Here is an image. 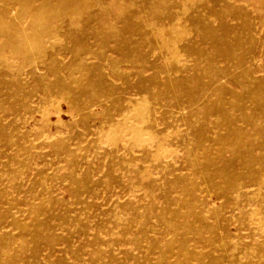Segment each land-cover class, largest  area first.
<instances>
[{
	"label": "rangeland",
	"instance_id": "obj_1",
	"mask_svg": "<svg viewBox=\"0 0 264 264\" xmlns=\"http://www.w3.org/2000/svg\"><path fill=\"white\" fill-rule=\"evenodd\" d=\"M212 1L207 6L236 31L244 34L246 22L255 25L258 32L245 40L264 51V0ZM190 3L206 5L205 0ZM13 9L11 16L27 29L29 19L18 6ZM108 18V26L122 29L121 22ZM218 18H210L216 27L222 24ZM75 21L79 41L63 31L47 44L55 48L43 63L22 67L19 58L7 54L13 75L5 78L8 85H0V264H264V189L248 187L252 195L245 198L230 190L236 177L225 179L221 168L233 151L214 141L225 130L210 124L202 147L196 134L204 116L194 115L200 107H174L175 98L185 97L175 91V79L194 74L198 65L185 45L218 53L190 28L179 46L181 64L192 70L172 71L169 79L158 51L141 47L129 59L115 52V35L95 36L90 32L98 24ZM5 42L0 37V44ZM84 42L89 48L77 54L76 46L84 49ZM80 60L87 72L76 66ZM112 61L128 77L115 75ZM256 65L261 70L255 76L264 78V57ZM154 78L173 81L165 86ZM222 82L239 91L230 80ZM63 83L75 91L50 90ZM82 85L100 95L87 99L86 108L74 103ZM144 108L146 120L138 115ZM253 151L264 156L259 148ZM209 159L219 164L201 165ZM182 245L190 253L179 252Z\"/></svg>",
	"mask_w": 264,
	"mask_h": 264
},
{
	"label": "bare ground",
	"instance_id": "obj_2",
	"mask_svg": "<svg viewBox=\"0 0 264 264\" xmlns=\"http://www.w3.org/2000/svg\"><path fill=\"white\" fill-rule=\"evenodd\" d=\"M190 1L0 0V37L6 38V42L0 44V69L2 68L0 85H8L5 78L12 74L13 65L10 63L8 53L19 58L22 61V67L45 62L46 55L55 48H49L47 44L52 39L60 38L63 31L68 32L73 42L79 41V25L75 21L78 17L98 24L95 30L92 29L90 32L95 36H99L100 31L109 36L115 35V52L130 59L141 47H147L151 49L152 54L158 51V62H161L162 68L168 72L169 79L172 77V71L188 75L192 68L181 64L184 57L179 44L186 41L191 28L218 54L211 55L209 50H204L195 43L187 45L182 43L185 45L186 52L197 56L198 65L193 68L194 74L175 79L177 83L175 91L185 97L175 98L174 107L178 110H181L185 105L194 107V110L195 107H200L194 112V115L204 116L203 128L196 134L199 135V143L202 144V147L210 138V124L225 130V134L216 135L214 139L216 143L227 146L233 151L232 157L221 168L222 174L227 180L232 179V174L236 177L230 190L238 192L244 198L251 196V192L246 190L248 187L256 186L261 190L264 189V156H257L253 151L259 148L264 152V78L255 76L258 68L256 61L264 57V51L261 49L259 52L258 45L249 46L245 40V38L255 36L258 30L255 25L246 22L244 26L246 32L244 34L238 32L235 29L236 26L232 27L226 21L220 20L224 15L220 12L217 14L219 10L213 11V8H209L207 0H205L206 5L205 3L192 5ZM217 2L220 1L217 0ZM14 5L20 8L21 15L29 19L27 29L20 27L19 23H16L18 18L11 16ZM133 5L137 6L136 9L128 10ZM218 5L215 4V6ZM219 9L221 10L222 7ZM232 10L234 11V9ZM110 15H112V21H119L123 24L122 29L108 26L107 20ZM245 15V12L241 11L240 16L245 17ZM213 16L219 17L218 19L222 22L219 27L210 22V18ZM81 47L84 49L76 46L77 54H81L82 50L83 52L87 50L89 45L84 42ZM106 53L102 57H106ZM219 58L226 62V67L218 64ZM158 62L153 68L159 65ZM76 66L87 72L86 64L83 61L80 60ZM110 68L115 75L128 77L127 74L122 73L118 62L112 61ZM233 69L241 70V73L234 75ZM258 70L261 69L258 68ZM97 73L101 74L100 70ZM224 79L230 80L233 86H238L239 91L223 85ZM152 81L166 86L173 80L164 83L158 78H154ZM9 82L12 87L16 86L15 75ZM50 90L59 95L62 93L68 95L74 89L63 83L55 90L54 88ZM76 98L78 100L74 102L75 106L86 108L85 101L87 99L98 100L100 95L82 85L77 89ZM135 108L136 104H133V109ZM146 114H148L147 108H144L138 115L146 120L148 118ZM211 116L215 118L213 121L210 119ZM238 123L243 125L240 126ZM159 134L163 140V133L159 132ZM217 163V161L209 159L201 165L209 168ZM194 165H196L195 161ZM257 167L261 168L257 169ZM239 169H242L244 173L236 176L234 172ZM253 195L255 194L253 193ZM246 200H253V197L246 198ZM234 205L239 207L238 202H235ZM248 248L256 249V246ZM178 251L184 255L190 253L185 245L178 247Z\"/></svg>",
	"mask_w": 264,
	"mask_h": 264
}]
</instances>
